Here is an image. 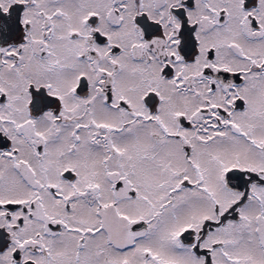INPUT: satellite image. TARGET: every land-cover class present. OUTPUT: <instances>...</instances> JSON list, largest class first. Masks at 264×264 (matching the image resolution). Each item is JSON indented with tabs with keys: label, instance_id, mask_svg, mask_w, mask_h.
<instances>
[{
	"label": "snow or ice",
	"instance_id": "6c2138e0",
	"mask_svg": "<svg viewBox=\"0 0 264 264\" xmlns=\"http://www.w3.org/2000/svg\"><path fill=\"white\" fill-rule=\"evenodd\" d=\"M0 264H264V0H0Z\"/></svg>",
	"mask_w": 264,
	"mask_h": 264
}]
</instances>
